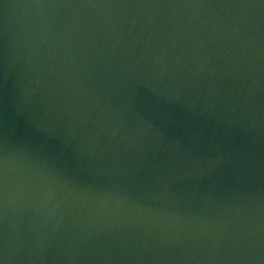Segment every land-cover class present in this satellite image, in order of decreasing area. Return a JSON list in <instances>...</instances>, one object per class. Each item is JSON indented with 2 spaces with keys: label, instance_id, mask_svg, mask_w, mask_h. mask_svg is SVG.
Returning <instances> with one entry per match:
<instances>
[{
  "label": "water",
  "instance_id": "1",
  "mask_svg": "<svg viewBox=\"0 0 264 264\" xmlns=\"http://www.w3.org/2000/svg\"><path fill=\"white\" fill-rule=\"evenodd\" d=\"M0 264H264V0H0Z\"/></svg>",
  "mask_w": 264,
  "mask_h": 264
}]
</instances>
